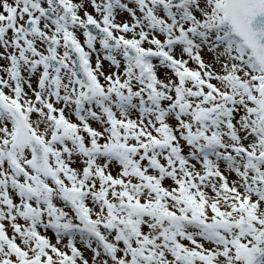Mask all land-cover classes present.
I'll use <instances>...</instances> for the list:
<instances>
[{"label":"snow or ice","instance_id":"1","mask_svg":"<svg viewBox=\"0 0 264 264\" xmlns=\"http://www.w3.org/2000/svg\"><path fill=\"white\" fill-rule=\"evenodd\" d=\"M0 264H264V0H0Z\"/></svg>","mask_w":264,"mask_h":264}]
</instances>
